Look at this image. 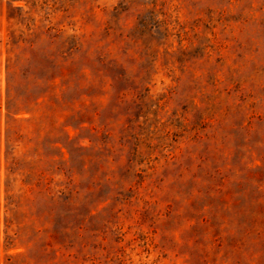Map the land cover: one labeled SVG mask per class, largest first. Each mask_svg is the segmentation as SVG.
Wrapping results in <instances>:
<instances>
[{
	"label": "rangeland",
	"instance_id": "obj_1",
	"mask_svg": "<svg viewBox=\"0 0 264 264\" xmlns=\"http://www.w3.org/2000/svg\"><path fill=\"white\" fill-rule=\"evenodd\" d=\"M0 264H264V0H0Z\"/></svg>",
	"mask_w": 264,
	"mask_h": 264
}]
</instances>
